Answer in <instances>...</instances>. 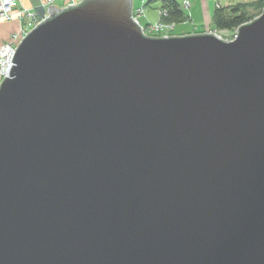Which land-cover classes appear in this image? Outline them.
I'll use <instances>...</instances> for the list:
<instances>
[{
  "label": "water",
  "instance_id": "95a60500",
  "mask_svg": "<svg viewBox=\"0 0 264 264\" xmlns=\"http://www.w3.org/2000/svg\"><path fill=\"white\" fill-rule=\"evenodd\" d=\"M46 10L0 80V264H264V7L231 40Z\"/></svg>",
  "mask_w": 264,
  "mask_h": 264
},
{
  "label": "crops",
  "instance_id": "0c3cea01",
  "mask_svg": "<svg viewBox=\"0 0 264 264\" xmlns=\"http://www.w3.org/2000/svg\"><path fill=\"white\" fill-rule=\"evenodd\" d=\"M19 0V7L25 8L29 11L43 10L49 5L57 7H64L68 0ZM183 3L185 0H178ZM189 6L183 8L187 15V20L180 24H175L173 30L178 33H172L174 36L187 35L193 33H200L206 28L213 26L212 17L215 8L221 7L228 9L229 6L235 4L252 3L255 0H215L214 3H208L204 0H188ZM147 3V4H146ZM145 6V12L138 17L142 24L154 23L158 19V9L161 5V0H132V8L135 10L137 7ZM18 7V8H19ZM25 20L19 19L16 14L10 20L0 19V45L8 41L14 33L19 31L24 26ZM170 33V32H169Z\"/></svg>",
  "mask_w": 264,
  "mask_h": 264
},
{
  "label": "built area",
  "instance_id": "2783aa9c",
  "mask_svg": "<svg viewBox=\"0 0 264 264\" xmlns=\"http://www.w3.org/2000/svg\"><path fill=\"white\" fill-rule=\"evenodd\" d=\"M81 0H71L68 5H75ZM208 2H215V0H206ZM189 2L185 1L183 7H188ZM65 5V6H66ZM19 4L17 0H0V19L10 20L14 14L23 20H25L22 36H24L31 26H35L41 20L47 16L46 9L26 11L18 10L16 13L15 9H18ZM145 12L144 6L138 7V9L133 10V18L140 25L142 31L147 35V32L154 33L156 35H167L171 29L172 23H166L162 20L165 15L164 10H159V18L156 22L142 25L138 21V17L143 15ZM210 31V30H209ZM228 35H232L231 39L235 37V30L229 32ZM9 41V42H8ZM6 43L0 45V78L2 79L7 75L8 67L11 66V59L15 52V47L18 44L19 39L16 34L11 35L10 39Z\"/></svg>",
  "mask_w": 264,
  "mask_h": 264
},
{
  "label": "trees",
  "instance_id": "16d2710c",
  "mask_svg": "<svg viewBox=\"0 0 264 264\" xmlns=\"http://www.w3.org/2000/svg\"><path fill=\"white\" fill-rule=\"evenodd\" d=\"M263 7L264 0H255L249 4H235L228 9L216 7L212 17L213 27L218 31L231 32L239 25L258 16ZM158 10L165 11L162 20L166 23L178 24L187 20V15L178 0H161ZM227 37L230 39L232 35Z\"/></svg>",
  "mask_w": 264,
  "mask_h": 264
},
{
  "label": "rangeland",
  "instance_id": "374dc122",
  "mask_svg": "<svg viewBox=\"0 0 264 264\" xmlns=\"http://www.w3.org/2000/svg\"><path fill=\"white\" fill-rule=\"evenodd\" d=\"M18 1V4H19V0H17ZM70 1L71 0H68L67 1V4H69L70 3ZM185 1H188V0H185ZM185 1H183V3L181 4V6H182V8H187V7H183V5H184V2ZM204 1H206V0H204ZM47 2H51L50 0H48ZM189 2V1H188ZM206 2H208V1H206ZM208 3H211V2H208ZM213 3V2H212ZM250 2H248L247 4H249ZM20 6V5H19ZM67 6V5H66ZM188 6H189V4H188ZM136 9H138V7L136 8ZM18 10H26L27 12L29 11V10H27V9H25V8H22V7H19L18 9H15L14 10V12L16 13ZM47 11V10H46ZM17 15V14H16ZM18 17V16H17ZM19 18V17H18ZM158 18H159V10H158ZM19 19H21V18H19ZM138 19V18H137ZM158 20V19H157ZM138 21H139V23L140 24H142L141 22L142 21H140L139 19H138ZM25 23V22H24ZM173 25H171L172 27H171V29H170V33H168L167 35H172V33H178L176 30H173V31H171L172 29H173V27H174V23H172ZM178 24H180V23H178ZM142 25H144V24H142ZM34 26H31L29 29H28V31H30L32 28H33ZM216 32L218 35H220L223 39H227V40H231V38L230 39H228V34H229V32H222V31H218V30H216V29H214V27L212 26L211 28H206V29H204L202 32ZM22 31H23V27H21L20 29H19V31H17L16 33H14V34H16V36H17V38L19 39V41H18V43L20 42V40L23 38V36H22ZM27 31V32H28ZM201 32V33H202ZM147 35L148 36H161V35H156V34H154V33H151V32H147ZM233 39V38H232ZM7 42V41H6ZM5 42V43H6ZM9 42V41H8ZM17 46V45H16ZM12 64V63H11ZM1 80V79H0Z\"/></svg>",
  "mask_w": 264,
  "mask_h": 264
},
{
  "label": "bare ground",
  "instance_id": "6f19581e",
  "mask_svg": "<svg viewBox=\"0 0 264 264\" xmlns=\"http://www.w3.org/2000/svg\"><path fill=\"white\" fill-rule=\"evenodd\" d=\"M144 6V5H143ZM144 8H145V6H144Z\"/></svg>",
  "mask_w": 264,
  "mask_h": 264
}]
</instances>
